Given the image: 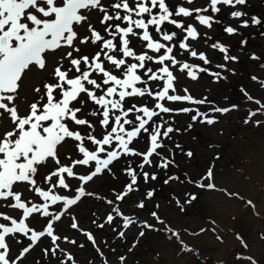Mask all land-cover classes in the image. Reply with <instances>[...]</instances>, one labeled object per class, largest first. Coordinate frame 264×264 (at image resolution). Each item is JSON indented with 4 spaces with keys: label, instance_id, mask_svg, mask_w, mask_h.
<instances>
[{
    "label": "snow or ice",
    "instance_id": "1",
    "mask_svg": "<svg viewBox=\"0 0 264 264\" xmlns=\"http://www.w3.org/2000/svg\"><path fill=\"white\" fill-rule=\"evenodd\" d=\"M195 2L196 0H181V6L172 11L166 0H112L109 5H106L104 0H62V3L60 0H0V208L10 209L15 214L0 211V221L9 222H0V264L22 262L43 238H50L51 244L55 246L43 249L44 255L55 256L59 250L57 241L61 237L56 234L54 226L68 214L72 206L81 201L82 197L92 195L85 191L90 181L105 172H111L110 166L126 156L141 157L142 162L138 165L141 170L146 165H151L150 157L159 155L157 149L164 146L162 140L170 138L173 131H180L170 125L165 127L167 122H155L154 117L160 116L161 113L179 115L195 111V115L191 117L192 123L188 125L189 130L197 122L208 125L216 122L215 116H209L198 109L189 107L174 109L164 103H210L207 99H195L188 94L187 89H184V95L177 94L174 81L178 77L170 69L178 67L181 73L186 71L192 80H197L199 73H208L217 81L223 77L219 72H210L208 68L178 60L174 54L175 45L172 44L178 33L175 31L169 33L163 25L167 22L185 33L183 39L179 41V49L209 65L211 61L206 54L198 52L190 43L201 38L197 27L192 24L186 25L184 20L173 17H194L200 26L211 29L214 23L221 21L215 19L214 15L202 13L210 11L217 14L221 12V6H228L236 9L230 12V18H243L240 19L241 27H248L250 24L260 25L264 21L256 16L249 18L246 12L237 8L244 6L247 0H208L206 7H194L191 10L183 6V4L191 6ZM154 9L158 11L154 12ZM95 13L101 15L98 23L104 27V32L110 38H106L94 27L91 21ZM145 16L149 18L145 19ZM121 22H126L127 26H121ZM150 27L155 30L159 39L150 34ZM81 30L87 31L89 35L81 36ZM223 30L228 35L238 34V28L232 25L224 26ZM130 38L138 39L141 47L146 50L142 52L134 50ZM203 38L205 45H208L211 37L203 33ZM89 43L96 46L99 51L92 56L80 55L81 48L78 45ZM246 43V40H241V47L243 48ZM210 47L222 53L224 61L235 62L239 59L238 56L231 55L229 48L220 41L212 43ZM149 52L157 55H150ZM57 56L59 60L56 59ZM128 58L136 62L129 63ZM251 58L258 59L255 54H252ZM150 64L160 67L154 70ZM217 67L225 69L227 64L222 63ZM113 69L121 75L114 74ZM227 70L234 71L230 68ZM33 72L47 73L52 82H45L42 87L35 88L39 99L22 109L16 103L20 98L19 90L24 79ZM140 72L146 79L139 74ZM251 79L258 81L259 78L253 75ZM150 82H162L163 86L161 88L157 84L158 90L154 91ZM259 83L264 88V81ZM98 92L101 94L98 95ZM241 92L248 101H254L259 105L255 110H249L243 122L256 125L264 123L254 119L257 115L264 114V103L252 97L243 88ZM145 96L155 101L153 108L140 104L139 100L131 107H125L129 99ZM89 102L93 107L88 115L97 119L102 130L100 138L94 134L96 125L83 115V110ZM237 107L235 104L224 108L212 107L210 111L226 114ZM22 112L24 114H21ZM130 114L134 115V119L129 118ZM198 117L203 119L198 120ZM72 126H86L91 131L85 135L81 133L79 127L73 130ZM143 134H147L148 137L147 150L140 152L130 147ZM69 139L75 142V149L80 158L72 159L69 154L67 159L70 163L63 164L59 150ZM86 142L94 146L93 149L87 147ZM186 155L191 157L193 153L189 151ZM172 163L174 161L163 158L154 166L167 169ZM50 164H55L56 167L43 177V183L49 185L45 190L36 177L41 167H48ZM131 164L130 161L129 166L123 169L130 177V182L125 184L122 193L117 194L116 200H123L136 190L139 176H142L145 183L158 179L156 173L137 172ZM212 177L213 171L209 168L201 181L211 180ZM176 179L178 177L170 176L164 183L168 184ZM73 181H78L79 184H74ZM189 182L197 187H205L200 181ZM206 186L215 187L211 183ZM57 189L66 190L69 194H58ZM25 192L35 194L42 198L43 202H34L24 196ZM153 197L154 190H148L145 199ZM195 199L197 197L191 194L184 203L190 204ZM108 203L112 204L113 201ZM177 203L181 202L177 200ZM247 203L253 205L251 200ZM53 206L60 207L52 211L50 209ZM145 206L144 200L136 205L138 209ZM113 211L117 217H123V228L127 229L135 223L132 217L123 215L119 208ZM150 214L158 223L165 224V229H155L154 225L147 222H144L145 228L167 230L170 233L169 239L174 237L182 245V250L192 251L184 244L180 233L168 227L156 211ZM33 219H39L41 222L46 220V224L41 230H37L30 226ZM113 222L114 216L109 214L106 223ZM99 227L104 228L105 225L101 224ZM71 228H78L75 217L72 218ZM204 231L205 229H200L201 233ZM17 234L30 242L20 250L14 260H10L8 258L10 245L7 238L11 237L16 243H20ZM144 234V231L139 233L140 236ZM85 235L96 251L103 255L94 236L87 232ZM118 235L123 238L125 232L118 231ZM64 239L67 240V237ZM237 239L243 243L239 236ZM70 243L76 242L73 240ZM67 259L73 260V257L67 254ZM119 259L121 262L125 261L123 256ZM248 259L251 264H256L251 257Z\"/></svg>",
    "mask_w": 264,
    "mask_h": 264
},
{
    "label": "rangeland",
    "instance_id": "2",
    "mask_svg": "<svg viewBox=\"0 0 264 264\" xmlns=\"http://www.w3.org/2000/svg\"><path fill=\"white\" fill-rule=\"evenodd\" d=\"M60 2L62 3V0ZM111 2L112 0H104L106 5ZM199 2L207 4L208 0H196L195 3L198 5ZM176 3L175 5L174 0H166V4L172 11L181 6V0H176ZM183 6L192 7L193 5L183 4ZM221 7V12L217 14H212L210 11L202 13L214 15L215 19L221 21V23H214L211 29L200 26L194 18L173 17L184 20L186 25L192 24L197 27L201 33V38L198 41H190V43L198 52L206 54L211 61L209 65L203 64L198 58H193L190 54L179 49V41L183 39L185 33L180 32L179 29L167 22L163 25L169 33L173 31L178 33L172 42L175 45L174 54L178 60L208 68L210 72H219L223 77L217 81L208 73H199V78L192 80L187 76L186 71L181 73L178 67L170 69L178 77L174 81L177 94L184 95V89H187L188 94L195 99H207L210 103H164L174 109L183 107L198 109L209 116H215L216 122L212 125L197 122L189 130L188 125L192 123L191 117L195 115V111L179 115L161 113L160 116L154 117L155 122H167L165 127L170 125L180 131H173L170 133V138L162 140L164 146L157 149L159 155L150 157L152 164L146 165L142 170L139 169L138 165L142 162V158L139 156H126L118 162H114L110 166L111 172L101 174L86 185L85 191L92 193V195L82 197L81 201L72 206L68 214L63 216L62 220L54 226L56 234L61 237L57 241L60 249L56 251V255H43V249L55 247L51 244L50 238H43L36 246L41 248L35 247L30 256L24 258L18 264H27L28 261V264H62V262L63 264H158L156 259L169 261L170 264H251L248 257H251L256 264H264V176L259 178H255V175L251 176V174H255L256 169L262 170V166H264L260 162L264 159V123L256 125L243 122L249 110H255L259 105L255 104L254 101H248L241 92V88H243L252 97L264 103V88L259 83V81H264V67H262L264 66V23L241 27L240 19L243 18H230V12L236 9L228 6ZM237 8L246 12L249 18L256 16L262 20L264 17V0H247L244 6H237ZM157 11L158 9H154V12ZM100 18H102L101 15L95 13L91 22L102 35L110 38L104 32V27L98 23ZM147 18L149 17L145 16V19ZM227 25L237 27L238 34H225L223 29ZM121 26L126 27V22H121ZM203 33H207L211 37L208 45L204 43ZM150 34L155 39H159L155 30L151 27ZM80 35L85 36L89 33L81 30ZM258 37H261L262 42L258 40ZM130 39L134 50L137 52L146 50L141 47V42L138 39ZM241 40L247 41L243 48L241 47ZM216 41L226 45L231 55L239 57L238 61H224L223 54L210 47ZM78 46L81 48L80 55L92 56L96 51H99L96 46L90 43ZM149 54L157 55L152 52H149ZM252 54H255L258 59H252ZM56 59L59 60V56ZM128 62L135 63L136 61L128 58ZM222 63L227 64V68L217 67ZM149 66L153 67L154 70L160 67V65L153 64ZM65 67H67L66 62ZM108 67L111 68L110 65ZM228 68L234 69V71H228ZM113 72L117 76L121 75L114 69ZM139 74L143 77L142 72ZM253 75L259 78L258 81L251 79ZM143 78L146 79V77ZM45 82H52L47 73H30L24 79L19 90L20 98L16 103L24 109L26 105L37 101L39 95L35 93L34 89L42 87ZM157 84L162 88V82H150V86L154 91L158 90ZM138 86L143 87V85ZM97 94L101 93L98 92ZM137 100L140 104L147 105L149 108H153L155 104L152 98L145 96L129 99L125 107H131ZM233 104L238 106L237 109L226 114L210 111L212 107L224 108L231 107ZM77 106L79 105L77 104ZM92 107L93 105L89 102L83 110V115L96 125L94 134L100 138L102 130L99 128L97 119L88 115ZM157 111L159 110L157 109ZM129 118L134 119V115L130 114ZM199 119H203V117H198ZM254 119L264 121V114H259ZM77 127L85 135L91 131L86 126H72V129L76 130ZM177 145L180 147L178 148ZM86 146L90 149L94 147L88 142H86ZM130 147L145 152L148 147L147 134H143L135 140ZM189 151L193 153L191 157L186 155ZM69 154H71L72 159L80 158L75 149V142L70 139L59 150V156L63 164L70 163L67 159ZM163 158L172 160L174 163L170 164L167 169L155 167L154 165L159 164ZM130 161L132 162L131 166L137 172L156 173L158 179L149 180L145 183L142 176H139L136 190L128 194L125 199L116 200L117 194L122 193L125 190V184L130 182V177L123 171L125 167L129 166ZM249 163L251 166L247 172L244 167ZM55 167V164H50L48 167H41L38 171L36 178L45 190L49 185L43 183V177ZM209 168L213 171L212 179L201 181ZM81 174H83V171ZM170 176H176L178 179L165 184L164 180ZM189 180L200 181L205 187H197ZM243 181L252 183L253 188L250 186L248 191L244 187ZM73 183L79 184L78 181H73ZM210 183L214 184L215 187L208 188L206 185ZM148 190H154V197L145 199ZM56 192L61 195L69 194L66 190L60 189H57ZM230 193H236L237 195L232 196L229 195ZM191 194H194L197 199L190 204L184 203ZM72 195H74V191ZM24 196L36 203L43 202L42 198L35 194L25 192ZM228 199L235 200L236 206L229 217L228 223L224 224L222 223L223 213L221 209L227 206L226 201ZM141 200H144L146 206L143 209H138L136 205ZM177 200L181 203L178 204ZM248 200L253 201L254 206L249 205ZM108 201H113V203L109 204ZM157 205H159L158 208ZM57 207L60 206H53L50 210L55 211ZM115 208H119L123 215L132 217L135 223L127 229L123 228V217L116 216L113 211ZM0 211L15 215L10 209L0 208ZM153 211L157 212L160 219L165 221L168 227L180 233L184 244L192 251L182 250V245L174 237L169 239L170 233L167 230H153L144 227V222H147L154 225L155 229H165V224L158 223L151 216L150 213ZM109 214L114 216L112 224L106 223ZM73 217L76 218L77 229L71 228ZM212 221H215V223L213 224ZM44 224H46V220L43 222L39 219L30 221V226L37 230H41ZM101 224H104L105 227L100 228L99 225ZM201 228L205 229L203 233L200 232ZM118 231L125 232V237L121 238ZM141 231L145 233L143 236L139 235ZM86 232L94 236L103 255H100L93 247L92 242L87 239ZM17 236L21 241L20 244L23 245L26 238L19 234ZM237 236L242 239L243 243L237 239ZM64 237H67V240ZM44 240H46L45 243ZM73 240L76 242L75 244L70 243ZM7 242L10 245L8 258L14 260L20 252V250L14 251L19 248V243H16L15 239L11 237L7 238ZM255 244H258L256 251L253 250ZM223 247H225L224 256L218 259L216 255ZM129 249L132 250L129 251ZM64 252L67 253L63 254ZM67 254H70L73 260H68ZM165 254H168V259H165ZM121 256L125 257L124 262L120 261Z\"/></svg>",
    "mask_w": 264,
    "mask_h": 264
},
{
    "label": "bare ground",
    "instance_id": "3",
    "mask_svg": "<svg viewBox=\"0 0 264 264\" xmlns=\"http://www.w3.org/2000/svg\"><path fill=\"white\" fill-rule=\"evenodd\" d=\"M260 162L262 165H264V159L261 160ZM250 166L251 165L249 163L247 166L244 167L247 172L250 170L249 169ZM255 171H256L255 174H251V176L255 175V178H259L261 176H264V166H262V170L256 169ZM243 185L248 191H249L248 188H250V186L253 188V184L248 182V181H243ZM226 202H227V206H225L223 209H221V212L223 213L222 223H224V224L228 223L229 217L231 216V213L235 209V206H236V204H235L236 201L233 199H228ZM217 211L219 212L218 208H217ZM257 249H258V244H255L253 247V250L256 251ZM224 251H225V247L222 248V250L218 253V255H216V257L218 259H221L222 256H224ZM164 257H165V259H168L169 256H168V254H165ZM156 261L158 262V264H170L169 261H164V260H159V259H156ZM161 261H163V262H161ZM172 263H173V261H172Z\"/></svg>",
    "mask_w": 264,
    "mask_h": 264
},
{
    "label": "flooded vegetation",
    "instance_id": "4",
    "mask_svg": "<svg viewBox=\"0 0 264 264\" xmlns=\"http://www.w3.org/2000/svg\"><path fill=\"white\" fill-rule=\"evenodd\" d=\"M180 1V0H179ZM174 4L176 5L177 3H176V0H174ZM207 6V4H201L200 2L198 3V5H197V3H195L192 7H189L190 8V10H191V8H194V7H200V8H203V7H206ZM194 18V17H193ZM262 18V17H261ZM264 19V17L262 18V20ZM261 37H258V40L260 41V42H262L261 41V39H260ZM264 39V38H263ZM262 39V40H263ZM264 72V71H263ZM25 241H27L28 243L30 242V241H28L27 239H25ZM36 248H41V247H36ZM33 251V250H32ZM27 256V255H26ZM26 258V257H25Z\"/></svg>",
    "mask_w": 264,
    "mask_h": 264
},
{
    "label": "trees",
    "instance_id": "5",
    "mask_svg": "<svg viewBox=\"0 0 264 264\" xmlns=\"http://www.w3.org/2000/svg\"><path fill=\"white\" fill-rule=\"evenodd\" d=\"M121 217V216H120ZM46 242V240H44V243ZM27 244H28V242L27 241H24V243H23V245H21L20 243L18 244L19 245V248H17L16 250H14L15 252L16 251H19V250H22V248L23 247H25V246H27ZM50 249V248H49ZM60 249V248H59ZM32 252V251H31ZM31 252L29 253V254H27V256L26 257H29L30 256V254H31ZM67 252H64L63 254H66ZM44 255V254H43ZM12 259H14V258H12ZM57 261H59V260H57ZM29 263V261L27 262V264ZM66 264V263H65Z\"/></svg>",
    "mask_w": 264,
    "mask_h": 264
}]
</instances>
